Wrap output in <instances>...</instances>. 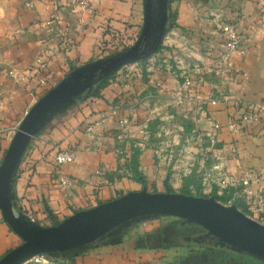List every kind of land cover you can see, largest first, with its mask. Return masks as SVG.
I'll return each mask as SVG.
<instances>
[{
    "label": "crops",
    "instance_id": "1",
    "mask_svg": "<svg viewBox=\"0 0 264 264\" xmlns=\"http://www.w3.org/2000/svg\"><path fill=\"white\" fill-rule=\"evenodd\" d=\"M29 1H14L10 19H0V161L9 137L40 97L70 69L91 62L101 43L109 40L110 29L132 42L143 22V0H89L86 13H73L51 0H34L33 8H27ZM211 15L236 27L244 49L228 68L219 62L224 41ZM167 18V34L151 60L121 68L105 87L82 95L31 140L13 194L16 209L39 226L58 224L74 212L143 188L206 198L218 195L223 176L247 173L257 177L253 190L264 187V115L242 121L243 112L235 106L264 99V29L259 27L264 0H167ZM62 34L73 40L72 49H56ZM44 49L50 51L49 66L43 72L47 84L41 88L38 77H30L26 69ZM186 80L192 81L189 89ZM185 91L190 100H183L184 109L175 107L172 94ZM153 115L176 122L188 118L204 135L211 132V123H218L216 145L205 148L211 163H193V154L185 161L164 158L151 144L136 149L129 137L139 135L140 118ZM122 119L134 126L123 127ZM232 120L238 122L235 130L228 126ZM59 152L71 153L73 162L56 165ZM188 166L192 175L186 177ZM134 168L144 184L135 179ZM196 169L202 171L199 177L194 176ZM240 191L237 186L220 193L231 195L239 207ZM260 217L264 220V210ZM0 231L9 228L1 222ZM206 235L202 227L178 218H151L73 252L70 263L263 264Z\"/></svg>",
    "mask_w": 264,
    "mask_h": 264
},
{
    "label": "water",
    "instance_id": "2",
    "mask_svg": "<svg viewBox=\"0 0 264 264\" xmlns=\"http://www.w3.org/2000/svg\"><path fill=\"white\" fill-rule=\"evenodd\" d=\"M167 0H143V22L134 45L114 56L70 71L25 113L0 161V222L21 244L0 258V264H23L33 257L61 256L118 235L130 225L156 217H174L202 227L207 237L235 253L264 264V224L224 205L215 196L149 193L143 188L90 209L74 212L58 224L41 227L16 209L13 184L31 140L53 117L90 94L122 67L147 59L167 34Z\"/></svg>",
    "mask_w": 264,
    "mask_h": 264
},
{
    "label": "rangeland",
    "instance_id": "3",
    "mask_svg": "<svg viewBox=\"0 0 264 264\" xmlns=\"http://www.w3.org/2000/svg\"><path fill=\"white\" fill-rule=\"evenodd\" d=\"M14 1L16 0H0V9L3 12L2 14L3 16L2 18L0 17V19L2 20L6 18L10 19V17L13 15L12 3ZM215 15L213 16L211 15L212 16L211 21L213 22H214ZM141 27H142V23H141ZM141 27H140V30H141ZM259 27L264 29V23H259ZM108 34L110 36L109 40H105L101 43V46L97 51V54L95 55L94 59L89 63H93V62H96L102 59H106L108 57L114 56L132 47L135 41L138 39L140 31L136 39L132 42L129 41L131 40L129 38H127L128 40L124 39L125 37L117 33L116 30L110 29L108 31ZM157 52L152 54L147 59L128 64L122 68L127 67V68L132 69L133 67H135L136 64L146 63L148 60H151L155 56V54H157ZM217 75L218 74L214 73V76H217ZM171 98H173L175 107L184 109L182 107L184 101L177 99L178 98L177 93L174 96L172 94ZM184 118L179 122H176L174 119L172 120L170 119L169 121L167 119L163 120L160 118V116H157V115H153L152 117L148 119L140 118V124L137 125L139 129V135L137 136L134 135L129 138H132V140L136 142V149L137 148L139 149L141 147L142 148L147 147V145L150 146V144L153 145V147L156 146L155 148H157L158 151L164 155V158L166 157L168 158L169 156L170 157L174 156L175 159H179L180 161L182 160L185 161L188 159L187 157L190 154H193L196 157L195 161H193L194 159L189 158L191 161H193V163H211L212 158L209 156L210 153H207L205 149L206 147L209 148V145L207 144V138L204 135V132H201L200 130H195L196 129L195 121L190 120L188 118H185V119ZM129 126H134V125L130 123V120H127V123L124 124L123 127H129ZM15 132L9 137L10 139L9 143L13 135L15 134ZM193 151H195V153H193ZM180 161L178 162L181 163ZM199 167L201 168L202 166L199 165ZM187 169H189L190 171H185L184 176L186 174V177L188 175L190 176L192 175L191 169H193V167L188 166ZM200 174H202V171L197 170V173L195 172L194 176L199 177ZM227 189H231V188H227ZM212 196H215L216 199L224 205H227V206L235 205L242 213H244L246 216H248L249 218L259 223H261V221L263 220V219L261 220L260 214L264 210V208H262L260 212L257 213L256 216H253V214L247 211L246 207L244 206L242 202H241L242 205L240 204L238 207L236 205V201H235L236 199L234 200L231 195L230 196L228 195L229 196L228 199H225V200L223 198H220V197H224L223 194H220L217 196L212 195ZM0 218H1V215H0ZM263 222L261 224H264ZM20 244H21V240L10 230L8 232L0 231V258L4 256L7 252H9L10 250L19 246ZM72 258H73L72 253L68 254L67 259L59 255L44 256L42 257L39 263H35L34 261L29 260L23 264H71L70 262Z\"/></svg>",
    "mask_w": 264,
    "mask_h": 264
},
{
    "label": "built area",
    "instance_id": "4",
    "mask_svg": "<svg viewBox=\"0 0 264 264\" xmlns=\"http://www.w3.org/2000/svg\"><path fill=\"white\" fill-rule=\"evenodd\" d=\"M33 1L31 0L26 4L27 8H33ZM51 2L55 6H65L73 13H86L90 9V1L89 0H51ZM51 18V17H50ZM52 20V19H50ZM214 28L217 32H219L223 38V47L224 50L219 57V62L225 68H228L231 65V61L233 58H240L244 55V49L242 47L240 37L236 27L232 24L226 23L219 16H215L213 22ZM61 41L58 43L56 49L61 50H70L74 46V42L72 39L66 37L65 35H61ZM49 49H44L41 51L32 61V63L27 67L26 72L28 75L37 76L38 77V85L43 88L47 83L46 77L43 74L44 70L49 66ZM9 76L14 77V73L11 71L8 73ZM18 78V77H17ZM20 80V78H18ZM191 86V82L186 80L184 82V87L189 89ZM177 99L190 100L188 97V91L185 93H177ZM214 102H216L214 100ZM199 107V112L203 114L202 103L197 105ZM235 106L243 112L242 121H255L258 116L264 115V99L257 103H247L241 105L239 103H235ZM127 123L126 119H122L120 124L123 126ZM228 126L235 130L238 128L237 121H230ZM220 125L218 123H211V132L206 134L207 144L210 148H214L216 145V135L220 130ZM55 164L56 165H64L70 164L73 162V156L71 153H63L59 152L55 155ZM217 169V168H216ZM256 175L254 173H247L244 176H223L218 183L219 191L221 192L227 188H235L237 186L241 187V191L239 193V197L246 207L247 211L256 216L258 212L262 208H264V187H259L257 190H253L251 185L256 180ZM218 193L220 195L221 193ZM249 213V214H250ZM250 214V215H251ZM31 221H34L30 218ZM42 257H33L31 261L35 263H39Z\"/></svg>",
    "mask_w": 264,
    "mask_h": 264
},
{
    "label": "trees",
    "instance_id": "5",
    "mask_svg": "<svg viewBox=\"0 0 264 264\" xmlns=\"http://www.w3.org/2000/svg\"><path fill=\"white\" fill-rule=\"evenodd\" d=\"M71 70H73V68L70 69V71H71ZM108 80H109V79H106V80L100 82L98 85H96V90H97L96 92H98L99 89L105 87V86L107 85V83H108ZM96 94H97V93H96ZM137 154H138V151H137L136 149H134L133 158H135ZM133 170H134V171H133L134 174L136 175L135 179H136L138 182L144 184L143 179L139 178V177H140V174L136 171L135 168H134ZM228 197H229V196H226V197H220V198H223V199L225 200V199H228ZM236 205L238 206V203H237V202H236ZM9 230H10V229H9Z\"/></svg>",
    "mask_w": 264,
    "mask_h": 264
}]
</instances>
